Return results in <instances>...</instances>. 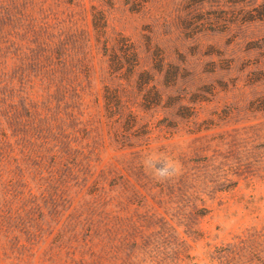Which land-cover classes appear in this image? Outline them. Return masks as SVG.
Returning <instances> with one entry per match:
<instances>
[{"label":"rangeland","instance_id":"rangeland-1","mask_svg":"<svg viewBox=\"0 0 264 264\" xmlns=\"http://www.w3.org/2000/svg\"><path fill=\"white\" fill-rule=\"evenodd\" d=\"M263 4L0 0V264H264Z\"/></svg>","mask_w":264,"mask_h":264},{"label":"trees","instance_id":"trees-1","mask_svg":"<svg viewBox=\"0 0 264 264\" xmlns=\"http://www.w3.org/2000/svg\"><path fill=\"white\" fill-rule=\"evenodd\" d=\"M233 1L236 3V2H246V1H249V0H237V1L236 0H233ZM262 6H264V4ZM261 14H264V13H261ZM259 20H263L264 21V15H260Z\"/></svg>","mask_w":264,"mask_h":264}]
</instances>
